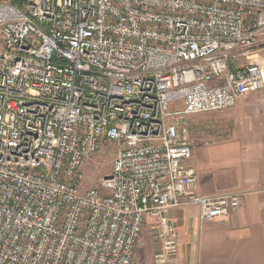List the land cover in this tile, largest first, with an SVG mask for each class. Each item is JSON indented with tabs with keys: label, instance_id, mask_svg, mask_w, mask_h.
Listing matches in <instances>:
<instances>
[{
	"label": "built area",
	"instance_id": "2783aa9c",
	"mask_svg": "<svg viewBox=\"0 0 264 264\" xmlns=\"http://www.w3.org/2000/svg\"><path fill=\"white\" fill-rule=\"evenodd\" d=\"M263 46L264 0H0V264H138L147 226L167 264L171 212L230 217L243 194L198 193L188 119L264 90Z\"/></svg>",
	"mask_w": 264,
	"mask_h": 264
},
{
	"label": "crops",
	"instance_id": "0c3cea01",
	"mask_svg": "<svg viewBox=\"0 0 264 264\" xmlns=\"http://www.w3.org/2000/svg\"><path fill=\"white\" fill-rule=\"evenodd\" d=\"M209 114L216 124L189 135L198 193H242V203L230 217L213 221H201L193 205L171 212L179 251L167 264H264V90ZM152 245L145 231L137 249L148 252Z\"/></svg>",
	"mask_w": 264,
	"mask_h": 264
},
{
	"label": "rangeland",
	"instance_id": "374dc122",
	"mask_svg": "<svg viewBox=\"0 0 264 264\" xmlns=\"http://www.w3.org/2000/svg\"><path fill=\"white\" fill-rule=\"evenodd\" d=\"M251 52L252 56H250V63H264V46L259 47L258 49H252ZM210 116L211 115L209 113L191 116L188 119L189 135L190 130H192L194 134L199 135L200 132H202V130H205L204 128L208 125L216 124V120L210 118ZM118 149L119 145L115 143L104 144L99 153L91 161H89V163H87V165L85 166V189L101 186L102 179L109 176L113 169V163ZM145 231H148L151 240H154V238H152V231L149 226L146 227ZM157 249V245L154 242L148 252H144V250H139L136 248V262L138 264H155L154 254Z\"/></svg>",
	"mask_w": 264,
	"mask_h": 264
},
{
	"label": "trees",
	"instance_id": "16d2710c",
	"mask_svg": "<svg viewBox=\"0 0 264 264\" xmlns=\"http://www.w3.org/2000/svg\"><path fill=\"white\" fill-rule=\"evenodd\" d=\"M16 1V3H22V0H15Z\"/></svg>",
	"mask_w": 264,
	"mask_h": 264
}]
</instances>
